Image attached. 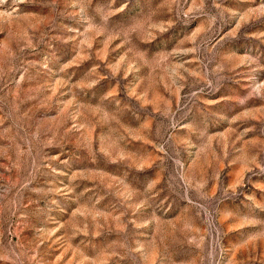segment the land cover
I'll return each instance as SVG.
<instances>
[{"label":"rangeland","instance_id":"1","mask_svg":"<svg viewBox=\"0 0 264 264\" xmlns=\"http://www.w3.org/2000/svg\"><path fill=\"white\" fill-rule=\"evenodd\" d=\"M0 264H264V0H0Z\"/></svg>","mask_w":264,"mask_h":264}]
</instances>
